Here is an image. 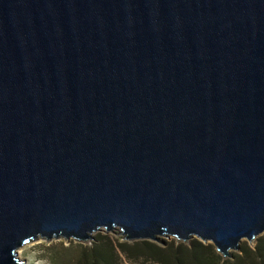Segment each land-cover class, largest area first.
I'll use <instances>...</instances> for the list:
<instances>
[{
    "label": "water",
    "instance_id": "95a60500",
    "mask_svg": "<svg viewBox=\"0 0 264 264\" xmlns=\"http://www.w3.org/2000/svg\"><path fill=\"white\" fill-rule=\"evenodd\" d=\"M100 229L264 232V0H0V264Z\"/></svg>",
    "mask_w": 264,
    "mask_h": 264
},
{
    "label": "trees",
    "instance_id": "16d2710c",
    "mask_svg": "<svg viewBox=\"0 0 264 264\" xmlns=\"http://www.w3.org/2000/svg\"><path fill=\"white\" fill-rule=\"evenodd\" d=\"M121 238L99 233L89 245L70 240L57 248L52 245V250L50 245L47 247L51 259L54 249L61 251L60 256L65 253L64 259L53 258L56 264H264V232L255 238L252 246L246 242L240 245L231 257H222L212 243L195 237L187 242L172 238L163 244Z\"/></svg>",
    "mask_w": 264,
    "mask_h": 264
},
{
    "label": "rangeland",
    "instance_id": "374dc122",
    "mask_svg": "<svg viewBox=\"0 0 264 264\" xmlns=\"http://www.w3.org/2000/svg\"><path fill=\"white\" fill-rule=\"evenodd\" d=\"M99 233L108 234L109 236H112L114 238H118L119 236H121L119 234V230L118 229H113L112 231H106L105 229H100L98 231L93 232L91 234V238L89 240L81 242V243H83L85 245H89L91 243L92 239H94V237L97 234H99ZM172 238L173 237H171V236H169V237L161 236L160 237L161 241L159 243L158 242H156V243L163 244L165 241H168V240H170ZM70 240H72L74 242H77V241H75L73 239L65 240L64 238L51 239L50 241H46V240H44L42 238H37L36 240L30 241V242L24 244L23 246H21L20 248L17 249L18 261H20L21 264H56V262H54L53 258L55 257L54 259L59 260L60 258L64 257L63 255L65 253L62 252V255H61L62 257H61L60 254H59L61 251L54 249V254L52 256L53 258L51 259L50 258L51 256H50L49 252H50V250H52V245H54V247L57 248L58 244L62 243L63 245H67L69 243L68 241H70ZM245 242L248 245H251V246L254 243V241H247L245 239H242L239 244L243 245ZM48 245L51 246V248H49L50 250L47 247ZM232 252H234V250L231 251V254H232ZM66 257L67 256H65V258Z\"/></svg>",
    "mask_w": 264,
    "mask_h": 264
},
{
    "label": "bare ground",
    "instance_id": "6f19581e",
    "mask_svg": "<svg viewBox=\"0 0 264 264\" xmlns=\"http://www.w3.org/2000/svg\"><path fill=\"white\" fill-rule=\"evenodd\" d=\"M16 253H17V251H16ZM18 258V257H17Z\"/></svg>",
    "mask_w": 264,
    "mask_h": 264
}]
</instances>
